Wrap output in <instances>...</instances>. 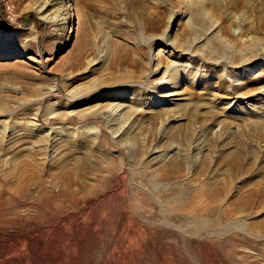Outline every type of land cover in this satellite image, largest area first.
Instances as JSON below:
<instances>
[{
    "label": "rangeland",
    "instance_id": "rangeland-1",
    "mask_svg": "<svg viewBox=\"0 0 264 264\" xmlns=\"http://www.w3.org/2000/svg\"><path fill=\"white\" fill-rule=\"evenodd\" d=\"M0 31V264H264V0H0Z\"/></svg>",
    "mask_w": 264,
    "mask_h": 264
},
{
    "label": "bare ground",
    "instance_id": "bare-ground-1",
    "mask_svg": "<svg viewBox=\"0 0 264 264\" xmlns=\"http://www.w3.org/2000/svg\"><path fill=\"white\" fill-rule=\"evenodd\" d=\"M71 3V2H70ZM66 5H67V3H66ZM69 5V4H68ZM71 7V6H70ZM39 12L41 13V17L42 18H44L45 20H47L48 22H50L51 24H55L57 21H59V20H62V19H64L65 18V16H59V15H57V16H54V17H52V16H49L48 14H45L44 13V9H43V6L41 5V6H39ZM69 12V11H68ZM67 12V13H68ZM59 14V13H58ZM66 15V14H65ZM68 16V15H67ZM70 16V15H69ZM67 19V18H66ZM65 20V19H64ZM211 28V27H210ZM210 28H208V29H205L206 31L208 30L209 31V29ZM212 29V28H211ZM5 34V33H4ZM2 32L0 31V39L2 38ZM261 49V48H260ZM260 51H262V50H260ZM260 51L259 50H256V54H255V56H258L259 54H260ZM6 57V56H5ZM26 58L29 60V61H32V62H37V60H36V58L32 55V54H28L27 56H26ZM247 60L245 59V58H241V60H240V62H241V64H242V66H240V67H238L239 69V72H238V74H239V76L236 78V81H238L239 80V78H241L242 76H245V75H247V74H249L253 69L252 68H254V67H256V66H260L261 64H263L264 65V61H262V62H260V63H256L255 61H253V62H246ZM232 66V65H231ZM257 69H259V68H257ZM254 71V70H253ZM177 72H178V68L176 69H174V71H172V73H171V75L170 76H168V75H164V77H163V79L160 81V79H159V82H161L160 83V86L159 87H152L153 88V90H158L159 88L161 89L162 88V86H164V85H166V86H169L170 87V85H173L174 83H175V80H174V75L173 74H177ZM190 77V76H189ZM193 78V77H192ZM195 78V77H194ZM189 79H191V78H189ZM192 80V79H191ZM194 81V80H193ZM235 81V82H236ZM147 84H153V83H151V82H148ZM159 84V83H158ZM238 84V83H237ZM236 85V84H235ZM148 87H151L150 85L148 86ZM172 87V86H171ZM95 89V88H94ZM112 89V88H111ZM159 89V90H160ZM108 90V89H107ZM93 91V90H92ZM110 93H112V91H110V90H108L106 93H103V95H109ZM113 94V93H112ZM88 95H90V93L88 92ZM92 95V94H91ZM100 95V94H99ZM170 95H173V93H168V95L167 96H170ZM102 96V95H101ZM239 156V155H238ZM222 160L224 161V162H226V163H228L230 166H233V167H237V166H239V159L237 158V157H231V156H224L223 155V157H222ZM175 161V162H174ZM174 161H172L173 163L172 164H170V167H175L177 164H178V161H176V160H174ZM242 169V168H241ZM64 182H65V184H69V183H71L72 182V177L71 176H69V177H66V178H64ZM250 200H246V202L245 203H247V202H249Z\"/></svg>",
    "mask_w": 264,
    "mask_h": 264
}]
</instances>
